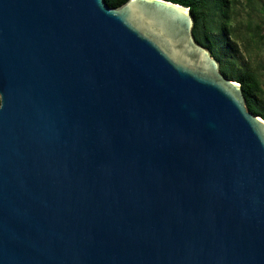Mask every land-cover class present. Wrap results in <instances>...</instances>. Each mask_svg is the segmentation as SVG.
Returning a JSON list of instances; mask_svg holds the SVG:
<instances>
[{"label":"water","instance_id":"95a60500","mask_svg":"<svg viewBox=\"0 0 264 264\" xmlns=\"http://www.w3.org/2000/svg\"><path fill=\"white\" fill-rule=\"evenodd\" d=\"M192 27L0 0V264H264V121Z\"/></svg>","mask_w":264,"mask_h":264},{"label":"trees","instance_id":"16d2710c","mask_svg":"<svg viewBox=\"0 0 264 264\" xmlns=\"http://www.w3.org/2000/svg\"><path fill=\"white\" fill-rule=\"evenodd\" d=\"M190 10L193 20L191 34L195 42L206 48L219 63V72L238 83L245 99L246 110L264 121V102L260 100L261 84L254 71L236 68L230 35V2L228 0H163ZM127 0H105L109 8H118ZM250 10H257L255 0H246ZM264 20V4L259 7ZM262 38V36H260Z\"/></svg>","mask_w":264,"mask_h":264},{"label":"rangeland","instance_id":"374dc122","mask_svg":"<svg viewBox=\"0 0 264 264\" xmlns=\"http://www.w3.org/2000/svg\"><path fill=\"white\" fill-rule=\"evenodd\" d=\"M228 1L231 11L227 40L233 47L236 68L256 72L261 84L260 100L264 102V20L259 12L264 0H255L257 10L254 11L247 6L246 0Z\"/></svg>","mask_w":264,"mask_h":264}]
</instances>
